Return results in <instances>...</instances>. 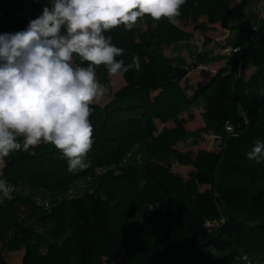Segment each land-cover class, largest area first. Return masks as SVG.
Returning a JSON list of instances; mask_svg holds the SVG:
<instances>
[{"label": "trees", "instance_id": "obj_1", "mask_svg": "<svg viewBox=\"0 0 264 264\" xmlns=\"http://www.w3.org/2000/svg\"><path fill=\"white\" fill-rule=\"evenodd\" d=\"M261 1L262 22L240 53L200 54L192 64L164 55V47L186 35L166 19L152 20L147 33L138 24L150 23L148 16L131 31L119 26L107 32L124 49L117 59L131 64L138 56L140 67L133 64L115 92L106 67L97 68L109 101L91 106L90 166L71 173L61 152L43 143L6 157L0 178L13 191L0 200V243L24 247L22 264H108L114 254L123 264H244L243 256L264 254V190L257 185L264 161L246 157L257 142L264 144ZM49 3L0 0V34L25 30ZM230 3L185 0L177 19L197 24L206 17L208 24L226 26L240 8L228 15ZM218 63L205 83H189V73ZM199 102L204 128L188 133L179 116ZM156 121L175 127L158 131ZM205 132L218 150L194 153ZM181 143L186 152L178 149ZM128 153L133 157L122 163ZM174 162L193 167L187 179L171 174ZM21 207L31 224L17 220ZM0 264H6L1 249Z\"/></svg>", "mask_w": 264, "mask_h": 264}, {"label": "clouds", "instance_id": "obj_2", "mask_svg": "<svg viewBox=\"0 0 264 264\" xmlns=\"http://www.w3.org/2000/svg\"><path fill=\"white\" fill-rule=\"evenodd\" d=\"M184 3L50 0L25 30L0 34V166L10 154L43 143L61 152L69 172L88 168L91 106L109 91L97 79V68L105 66L110 80H119L133 64L140 67L138 56L131 64L117 59L124 49L105 34L119 26L131 31L146 16L176 24ZM246 157L264 161V144L257 142ZM12 191L0 178V200L10 198Z\"/></svg>", "mask_w": 264, "mask_h": 264}, {"label": "rangeland", "instance_id": "obj_3", "mask_svg": "<svg viewBox=\"0 0 264 264\" xmlns=\"http://www.w3.org/2000/svg\"><path fill=\"white\" fill-rule=\"evenodd\" d=\"M245 0H231L229 11L235 9L240 6L237 10H234L230 15L228 13L227 25H221L220 23L216 24H208L206 17H201L198 20L197 24H204L205 29H200L197 27V24H182L176 23V25L184 34L178 42L173 43L164 47L163 52L166 57L175 58L183 57L186 59L188 64H192L198 60L200 54H204L207 56L222 54V51L225 47L228 46H240L243 45L248 39V32L254 25H260L263 19L262 12V1L261 0H253L252 2L245 3ZM243 3V4H242ZM226 14V13H225ZM151 22L147 23L146 21H141L138 24V27L142 32L147 33L151 31L155 27V23L152 22V18L150 17ZM189 36V37H188ZM221 63L215 64L213 66H201L196 70L192 71L187 75L188 81L191 84L193 83H205L211 75H213L220 67ZM249 73H247L248 75ZM108 76V74H107ZM97 79H99V75L97 74ZM110 88L113 92L120 89L124 85L123 79L119 80H110L108 77ZM101 83V81H100ZM102 84V83H101ZM109 98L106 96L103 98L101 102L96 105L103 107ZM204 106L202 103H197L193 107H191L188 111H185L182 115L179 116V119L183 120L184 128L186 132L191 133L194 131H198L204 128L203 115ZM157 130L160 131L163 128L171 129L175 127L174 122H168L166 124L160 123L156 121ZM178 149L182 152H186L188 149L186 148L185 143H181L178 146ZM219 145L214 141L213 136L209 133H204L201 139L200 144L193 148L192 151L196 153L198 150H206V151H217ZM139 159L140 156L138 157ZM4 166V165H3ZM3 166H0V170ZM193 169L191 165H183L177 162H174L171 165L170 172L174 176L181 177L183 180L187 179L188 173ZM80 185V184H79ZM257 185L259 188L264 190V172L261 171L257 177ZM83 186V184H82ZM87 184H84V188ZM73 189V188H72ZM71 189V190H72ZM7 200V199H3ZM17 220H25L27 218V211L25 208L21 207L19 212L16 215ZM26 225L31 224V220L27 219ZM36 231L40 232L44 228L41 226H36ZM1 253L5 259L6 264H22V259L25 253L24 247H19L16 249L6 248L0 243ZM114 257L110 258V262L108 264H123L120 258L117 255H113ZM105 260H107L105 258ZM249 260L254 262L255 264H263L264 263V254L258 257H249ZM229 264H241L237 259Z\"/></svg>", "mask_w": 264, "mask_h": 264}, {"label": "built area", "instance_id": "obj_4", "mask_svg": "<svg viewBox=\"0 0 264 264\" xmlns=\"http://www.w3.org/2000/svg\"><path fill=\"white\" fill-rule=\"evenodd\" d=\"M258 30V25H254L251 27V29L249 30L247 36L248 38H252V36L254 35V33ZM237 49H239V51H237ZM241 52V47L240 46H228L225 47L222 51L223 55H231V54H238ZM227 131H231L230 127H226ZM133 157V153H128L125 157V159L123 160L122 163L126 162L128 159ZM135 160H137V163H141V160L138 158V156L135 158ZM8 199V198H6ZM241 260L243 261L244 264H251L250 261L247 259V257H242Z\"/></svg>", "mask_w": 264, "mask_h": 264}]
</instances>
